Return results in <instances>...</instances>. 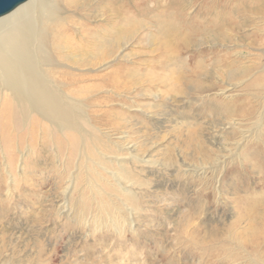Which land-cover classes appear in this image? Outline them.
<instances>
[{
	"label": "rangeland",
	"instance_id": "rangeland-1",
	"mask_svg": "<svg viewBox=\"0 0 264 264\" xmlns=\"http://www.w3.org/2000/svg\"><path fill=\"white\" fill-rule=\"evenodd\" d=\"M203 21L182 67L163 52L157 24L119 47L95 94L108 112L95 124L111 135L101 138L104 150L59 147L48 131L0 133V264H264L263 174L248 159L254 143L219 174L181 171L209 166L246 131L228 121L251 129L263 121L264 25L239 26L216 42L203 37ZM257 137L264 151V128ZM239 198L255 203L250 216L238 215Z\"/></svg>",
	"mask_w": 264,
	"mask_h": 264
},
{
	"label": "bare ground",
	"instance_id": "bare-ground-1",
	"mask_svg": "<svg viewBox=\"0 0 264 264\" xmlns=\"http://www.w3.org/2000/svg\"><path fill=\"white\" fill-rule=\"evenodd\" d=\"M197 7L192 17L190 12ZM201 19L204 38L224 40L231 29L264 25V0H28L0 17V133L20 139L26 133L34 138L38 131H48L60 141L59 147L65 146L63 140L68 147L85 148L89 143L98 152L104 150L102 139L111 135H99L95 124L105 122L108 112L99 107L101 101L95 94L105 89L106 66L119 47L136 38L144 26L157 24L163 52L182 67L180 56L194 46L193 38L199 35L195 25ZM95 22L102 24L92 26ZM123 84L120 77L112 80L115 89ZM221 91L229 92L227 87ZM262 120L254 129L228 121L226 125H236L237 133L246 131L229 146H221L209 166L183 164L181 171L195 177L219 174L246 144L254 143L249 168L262 172L264 181V151L258 149L257 141L264 128ZM127 145L121 147L131 159L133 145ZM111 175L118 178L116 173ZM59 208L70 214L65 202ZM254 208L253 201L237 199L241 218L250 216ZM258 219L262 224L259 241L264 238V215ZM111 225L116 231L122 229L116 222ZM127 225L131 228L132 222Z\"/></svg>",
	"mask_w": 264,
	"mask_h": 264
},
{
	"label": "water",
	"instance_id": "water-1",
	"mask_svg": "<svg viewBox=\"0 0 264 264\" xmlns=\"http://www.w3.org/2000/svg\"><path fill=\"white\" fill-rule=\"evenodd\" d=\"M28 0H0V17H3Z\"/></svg>",
	"mask_w": 264,
	"mask_h": 264
}]
</instances>
